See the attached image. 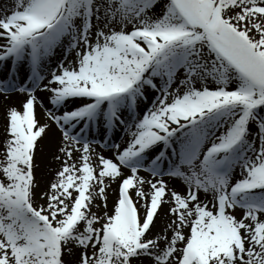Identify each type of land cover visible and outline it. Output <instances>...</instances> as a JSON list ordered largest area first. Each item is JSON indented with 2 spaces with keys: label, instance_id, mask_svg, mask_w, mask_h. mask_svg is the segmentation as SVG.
Here are the masks:
<instances>
[{
  "label": "snow or ice",
  "instance_id": "1",
  "mask_svg": "<svg viewBox=\"0 0 264 264\" xmlns=\"http://www.w3.org/2000/svg\"><path fill=\"white\" fill-rule=\"evenodd\" d=\"M0 69V264H264V0H7Z\"/></svg>",
  "mask_w": 264,
  "mask_h": 264
},
{
  "label": "bare ground",
  "instance_id": "2",
  "mask_svg": "<svg viewBox=\"0 0 264 264\" xmlns=\"http://www.w3.org/2000/svg\"><path fill=\"white\" fill-rule=\"evenodd\" d=\"M7 0H0V6L6 3ZM69 59H72V56L69 55ZM56 61H53V66H55ZM6 70L0 69V78H2L5 74ZM23 75V74H22ZM38 97L44 100L45 106H48L47 93L38 92ZM23 99L20 94H12L9 100H5L2 95H0V141H3L5 138V107L8 104L19 105L20 101ZM36 115L38 119H41V122L44 120V114L41 110L39 104L36 106ZM115 135H118L115 134ZM114 135V138H115ZM60 134L56 129L55 125H51V130L38 141L37 148L35 150V163L37 167L34 169L35 179L39 185L38 190H44L47 187V184L54 177L55 170L60 166V161L53 159V154L57 151V146L59 144ZM97 152H101L106 157L111 155V152L101 149L99 146L96 147ZM93 163H97L96 157L93 156ZM141 175H147L146 173H141ZM172 187H176L179 189L180 185L177 182ZM114 189H116L114 191ZM118 194L117 185L114 183L111 185V188L107 190L108 195V206L111 207L114 199ZM168 205L165 204L159 210L157 216L154 219V224L152 230L155 232L157 229L162 227L165 221V211L167 210Z\"/></svg>",
  "mask_w": 264,
  "mask_h": 264
}]
</instances>
